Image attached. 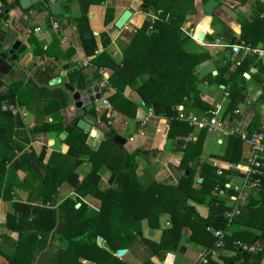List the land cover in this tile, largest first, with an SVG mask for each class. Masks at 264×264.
<instances>
[{
  "label": "trees",
  "instance_id": "16d2710c",
  "mask_svg": "<svg viewBox=\"0 0 264 264\" xmlns=\"http://www.w3.org/2000/svg\"><path fill=\"white\" fill-rule=\"evenodd\" d=\"M95 1L98 0H76L77 12L69 14L67 19L79 30L82 49L89 61L97 68L105 66L112 70L108 83L101 92L106 95L114 110L132 117L136 105L122 95L123 87L128 85L142 103L151 109L153 115L166 118V137L173 141L172 150L181 152L179 166L183 172L176 183L153 180L146 186H141L136 180L133 153L112 141L114 133L111 128L103 132V138L95 151L86 143L88 133L73 128L63 139L67 144L66 151H51L45 162L43 147L38 153L32 149L21 151L18 148L16 154L14 142L0 128L2 195L6 198V191L13 186L25 189L28 193L25 201L15 200L13 213L5 216V226L17 233L16 249L6 256L7 264H30L32 256L44 249L46 251L43 254L52 253L51 264H63L62 259H70V254L74 258L78 254L86 255L84 257L98 264H125L112 252L126 247L139 234L142 219L146 220L150 228H154L158 226V219L162 214H166L168 225L161 227L157 242L146 240L148 247L158 258H163L169 251L178 252L189 241H202L207 247H213L215 238L206 230L211 227L230 231L229 234H223L222 247L235 254L224 258L225 263L233 264L235 260H239L238 264H257L264 260V195L260 194L257 200L248 202L239 214L228 221L223 215L229 208L228 204L211 192L216 184L218 190H225L230 170H223L221 175H216L214 164L200 161L205 129L197 131L195 139H185L191 127L185 121L176 119L175 107L179 103L183 104L186 97L200 108L210 110L209 104L200 101L195 88L197 83L208 76L218 84L227 86L229 97L224 112H229L245 97L242 94L243 88L236 83V77L246 70L253 56H245L230 74H226L231 62L222 54L221 58L227 60V65L222 70H216L213 75L209 72L204 76H196L195 68L201 61L209 59L210 55L203 51H185L182 43L186 37H182L179 31V25L187 10L192 7L193 0H141L139 9L155 18L143 19L131 33L122 50L120 62H115L104 50L97 52L96 38L105 46L109 42L108 34L102 31L93 35L87 24V6ZM36 7L44 9L41 2ZM111 21L112 9L106 7L103 24L108 25ZM84 31L88 32L87 36H83ZM57 43V37L53 36L49 47L45 50L35 49V53L45 52L53 58L60 55L66 57L72 53L71 48L65 51L54 50ZM46 70L53 75V67ZM97 77L95 69L88 77L79 70L68 74L70 82H79L78 87L89 86L88 83ZM18 86V81L9 82L0 95V100L13 102L15 96L19 95ZM29 91L31 93L26 107L30 108L36 102H41L43 112L53 116L50 122L35 121L32 131H61L67 123L74 122L73 118L65 120L60 109L66 106V102L63 98H52L49 88L38 85L31 78ZM263 100L264 97H260L259 101ZM91 112L95 113L93 109ZM0 114L5 118L11 116L6 110H0ZM100 120H107L104 112L101 113ZM253 122L254 125L257 123V117ZM3 148L9 149V157L4 156ZM240 150L241 141L226 136L221 159L226 162L237 161ZM148 153L149 150L146 154ZM81 155L87 156L90 161L89 170L82 175L76 172V168L82 163ZM17 170L25 172L21 180L15 175ZM105 170L109 171L112 179L101 189L100 175ZM196 176L199 181L195 180ZM262 180L264 184V177ZM62 183L74 193L73 196L57 198L58 188ZM30 196L36 199L35 203L30 200ZM86 196L98 200L96 208L89 207L83 201ZM188 199L205 203L206 216H199L193 205L187 203ZM76 203H79L77 207ZM246 227L257 229L258 232H247ZM186 228H189L190 233L183 240ZM97 235L104 239L106 249L95 243ZM245 241L246 246L257 245L259 248L249 251L241 246ZM54 247V251H51ZM64 262L70 263V260ZM141 264L153 263L147 260ZM207 264L219 263L208 258Z\"/></svg>",
  "mask_w": 264,
  "mask_h": 264
},
{
  "label": "crops",
  "instance_id": "0c3cea01",
  "mask_svg": "<svg viewBox=\"0 0 264 264\" xmlns=\"http://www.w3.org/2000/svg\"><path fill=\"white\" fill-rule=\"evenodd\" d=\"M57 1L68 6L70 14L77 12L76 0ZM95 2H91L87 6V24L93 35L105 31L109 38L107 45L103 46L100 39L96 36L97 52L104 50L115 62H120L122 50L128 43L131 33L141 24L143 19L148 17L149 14L139 9L141 0H98ZM106 7L112 9V21L108 25L103 24L104 10ZM124 10L130 11V17L121 28L115 30L113 23ZM16 12L19 13L18 10H16ZM50 18L58 21L57 33L65 39L63 42L58 40V46L54 50L65 51L67 48L73 50L72 53L66 57L60 55L58 58H53L52 55L48 56L45 52L39 54L35 53V49L40 48L41 50H45L49 47L52 37L55 36L54 32L49 28ZM14 25L20 33L19 38H21V41L26 44V48L31 54L30 61L34 60L37 64L36 69L42 70L47 74V85L37 83L38 85H44L49 88V95L52 98H63L66 102V97L63 92V82H66L71 86H78V81L70 82L68 79V74L72 71L77 72V70H79L82 74H86L88 77L90 76L91 71L95 69L98 77L90 81L88 84H97L102 80H105L108 83V78L112 72L110 68L105 66L97 68L90 61L85 66L79 64L80 58L86 57L82 49L81 35L76 26L68 21L67 17L62 19L60 16L50 15L45 9L40 10L36 7V4H34L31 5L29 9L22 11L18 21H15ZM35 27H38L39 30L34 31ZM179 31L182 37H186L182 43V48L185 51H203L208 52L210 55V58L207 59V65L203 67L197 66L195 68L196 76H204L209 72L213 75L216 70H222L225 65H227V60L221 58L222 54L228 57V61L231 62L228 71L225 72L226 74H230L237 63L236 57L232 56L229 48L225 46L226 44L233 42L232 40H242L254 47H264V0H193L192 7L187 10V13L179 25ZM188 31H190L189 36L187 35ZM249 55H252L253 58L248 62L246 70H243L240 75L236 77V83L243 88L242 91L245 90L244 93L242 92L245 97L243 100L237 102L231 110L238 108L240 110L241 119H248L251 126H255L259 123L261 112L264 111V100L259 101L260 97H264V53L261 56H256L255 54ZM23 61L26 65L25 58ZM50 66L53 67V75L46 70ZM244 74H246V76H244ZM12 81L20 82V86L17 87L19 95L17 97L15 96L13 102H8L5 99L0 100V110L2 111L1 106L6 102L15 105L17 113H10L11 116H6V118L0 114V128H3V130H5V135L10 137L14 142V152L17 154L18 151H16V149L20 148L21 151L32 149L35 153H38L43 147L45 151L43 162L46 161L51 151L64 153L67 149V144L58 138L59 130H31L35 121L42 120L50 122L53 120V116L50 113L43 112L41 102H36L30 108L26 107L25 104L28 95L30 96L31 93L29 91L31 78L26 75L24 71H12L4 76L2 81H0V95L4 92L7 84ZM195 88L198 90L200 101L209 104L210 109H212L215 103H221L222 106L223 104L226 106L229 97L226 89L227 86L225 87L222 84H218L216 81H213L211 77L207 76L204 80L197 83ZM225 92H227V97L224 98L223 94ZM101 95L103 98H107L102 92ZM122 95L136 105L134 116H124L110 107L108 118L111 120V123L107 125L101 120L92 123L91 127L95 130V134L93 136L88 135L86 140L87 145L92 151H95L98 143L103 138V132L107 128H111L114 134L124 139V143L120 144L122 145V148L133 153L132 159L136 164V180L141 186H146L153 180L164 183H176L183 172L179 166L181 152L173 151V141L171 138L166 137V130L168 127L166 118L154 115L155 117L152 120L148 121L146 125H143L141 119L146 112H151V109L142 103L133 88L128 85L123 87ZM183 100V109L185 113L200 115L205 111L190 98L185 97ZM99 104L100 100L95 102V106H99ZM67 108L68 104L60 109L65 120L69 119V116L66 114ZM231 110L229 112H224L223 116H228V119H231ZM22 112L24 115H21ZM94 112L98 119L102 112L105 113L104 110L95 111V109ZM256 117L257 123L254 125L253 121ZM156 123L157 130L154 129ZM196 133L197 132L193 133L194 136ZM225 138L226 136L222 134L216 135L214 140L217 145L216 155L203 158L200 154V161H205L214 165L219 161L226 162L222 160V147ZM147 150H149L148 155L146 154ZM3 151H5L4 156L9 157V149L3 148ZM246 155V145L241 142L239 158L233 163L242 167L241 160ZM80 158L82 159V163L76 168V172L78 174H84L90 168V161L88 157L84 155H81ZM235 173L236 172L234 171L227 174L228 181L234 180V176L232 175ZM15 175L18 180H21L22 177H24L25 172L17 170L15 171ZM106 177H109L108 170H105L100 175L101 181L99 187L101 189H104L108 184V178L105 180ZM195 180L199 181V178L196 176ZM228 181L225 186H227ZM60 188L63 192L60 191ZM59 193H62V197L64 195L73 196L74 194L63 183L58 188V195ZM212 193L213 192H211V194ZM226 193L229 195L231 194V191L225 188L223 194L226 195ZM6 194L7 196L4 198L2 195V189L0 188V264H7L6 256L15 251L17 242V233L5 226V216L6 214L13 213V202L15 200L19 199L20 201H25L28 195L25 189L16 186H13L11 190L6 191ZM58 195L57 198H61V196L59 197ZM259 195L257 193H252L248 202L250 203L252 200H257ZM94 199L96 198L86 196L83 198V201H85L89 207L96 208V206H93L92 204ZM30 200L34 201V203L36 202V199L33 196H30ZM187 203L193 205L199 216H206V205L191 199H188ZM197 204L200 205V209L202 210H197ZM246 205L240 206L237 214H239L241 208ZM158 221L157 227L150 228L147 225L146 220L142 219L140 221L139 234L132 238L127 243L126 247L117 249L112 252V254L125 262V264H141L147 260L153 264H167L169 260H171V264H192L196 260L197 254L202 249L212 248L207 247L202 241H189L186 242L178 252H166L163 258H158L152 253L146 243V240L157 242L161 233V227L168 225L166 214L160 215ZM206 230L212 235L213 229L211 227H207ZM149 231L152 233L148 234ZM246 231L253 234L258 232L257 229L251 227H246ZM222 232L223 234H229L230 231L222 230ZM189 233V228H186L182 239L185 240ZM97 237H99V242H96ZM246 237L248 236L246 235ZM96 238L95 243L99 247L106 249L104 239L99 235H97ZM246 243V241L243 242L241 246H252H246ZM190 245H194L196 246L195 248H197L192 259H189L188 257V249L191 247ZM54 249L55 247L53 249L51 248V251H54ZM44 251L46 250L44 249L35 253L31 258L30 264H51L52 253L43 254ZM234 254L235 252L220 247L215 249L214 253L208 258H211V260H214L219 264H231L225 263L224 258L233 256ZM70 255V259H62L61 262H63V264H98L95 261L84 257L86 255L83 254H78L75 258L73 254ZM67 260H70V263L64 262ZM239 262V260H235L233 264H238ZM257 264H264V260H260Z\"/></svg>",
  "mask_w": 264,
  "mask_h": 264
},
{
  "label": "built area",
  "instance_id": "2783aa9c",
  "mask_svg": "<svg viewBox=\"0 0 264 264\" xmlns=\"http://www.w3.org/2000/svg\"><path fill=\"white\" fill-rule=\"evenodd\" d=\"M148 17L153 20L154 15L149 14ZM58 21L49 19V28L54 32L60 42L65 41L64 37L59 36ZM39 28L35 27L34 31H38ZM190 35V31L187 32ZM229 48L232 56L236 57V63H238L242 58L249 54H255L256 56H261L264 53V47H254L242 40H236L229 44H226ZM89 57L80 58L79 64L85 66L89 63ZM107 82L105 80L97 83L99 92L101 93V88L106 86ZM224 98L227 97V92L224 94ZM99 106L95 107V111H105L107 120L105 123L109 125L111 120L108 118L110 111V103L106 98L100 97ZM176 119L185 121L190 127L191 131L185 137V139H194V132L200 129H205L206 133H218L224 136H232L239 139L242 143L246 145L247 155L243 157L242 167L240 165L234 164L233 162H222L219 161L215 163V174L221 175L223 170H230L231 172H236L234 180H229L226 189L231 191V194H223V190H218V184L213 187L212 195H215L219 199L224 200L229 208L223 213L224 217L228 221L238 213L239 207L247 204L249 197L252 193L263 194L264 195V156L262 154L264 150V111L260 114L259 123L255 126H251L248 119H241L240 110L235 108L231 110V119L228 116L224 117L225 106L221 103H215L210 110H205L200 115H195L193 113H185L183 109V104L179 103L176 106ZM2 110H6L11 114L17 113V108L11 103H6L1 106ZM21 115H24L23 112ZM155 116L152 112L148 111L144 114L141 119L143 125H146L148 121L152 120ZM167 120V119H166ZM96 121H99L96 117ZM158 123V120H157ZM157 123L154 129L157 130ZM162 129V128H161ZM212 235L215 238L212 248L202 249L198 254L196 260L192 264H207L208 257L214 253L215 249L222 247L223 245V232L221 229H213ZM259 246L252 245L246 247L247 250L253 251L257 250ZM167 264H171V260Z\"/></svg>",
  "mask_w": 264,
  "mask_h": 264
},
{
  "label": "water",
  "instance_id": "95a60500",
  "mask_svg": "<svg viewBox=\"0 0 264 264\" xmlns=\"http://www.w3.org/2000/svg\"><path fill=\"white\" fill-rule=\"evenodd\" d=\"M39 2L42 3L43 8L50 15L68 17L70 14L69 7L57 0H0V81L10 72L21 70L36 82L44 85L48 84L47 74L42 70L36 69L37 64L34 60L30 61L31 54L27 50L26 44L18 37L20 33L14 25L23 10L29 9L31 5ZM129 17L130 11L124 10L114 21V29L121 28ZM87 35L88 32L84 31L83 36ZM24 58L26 59V65L23 61ZM207 64L208 60H203L198 66L203 67ZM62 85L64 88V96L66 97V104H68L66 114L69 116V119L73 118L75 120L72 124L67 123L62 128L58 133V138L63 140L73 128H78L88 133L89 136H93L95 130L91 127V124L96 121V115L91 110L95 109V102L101 97L97 85L91 84L86 87H78L71 86L66 82H63ZM242 92L244 93L245 90ZM112 141L116 144L124 143V139L116 134L113 135ZM111 179L112 175L109 176L108 183ZM78 204L76 203L75 207ZM151 233V231L148 232V234ZM96 242H99V237L96 238ZM169 252L173 253V251Z\"/></svg>",
  "mask_w": 264,
  "mask_h": 264
},
{
  "label": "rangeland",
  "instance_id": "374dc122",
  "mask_svg": "<svg viewBox=\"0 0 264 264\" xmlns=\"http://www.w3.org/2000/svg\"><path fill=\"white\" fill-rule=\"evenodd\" d=\"M98 3V2H95ZM62 19L66 18L65 16H60ZM129 26H131L130 24H128ZM18 37H20V35H18ZM21 39V38H20ZM190 81V80H189ZM28 88V87H27ZM216 135H220L218 133H206L205 137H204V143L202 145V153L201 156L203 158H207L209 156H215L216 152H217V145L215 144L214 140H215V136ZM263 145H264V141H263ZM82 175V174H81ZM108 177H106L105 180H107ZM60 191H62V189L60 188ZM63 192V191H62ZM62 193H59V197L61 196ZM62 197V196H61ZM98 201L96 199H94L93 201V206H97ZM199 203V202H198ZM203 203V202H201ZM203 205H205V203H203ZM196 206H198L197 210L199 211L200 209V205L197 204ZM202 210V209H200ZM191 247L188 249V257L189 259H192L194 257L195 251L197 250V248H195L196 246L194 245H190Z\"/></svg>",
  "mask_w": 264,
  "mask_h": 264
}]
</instances>
